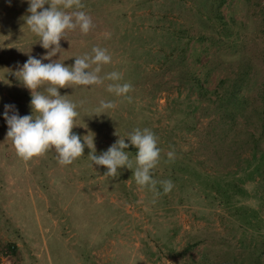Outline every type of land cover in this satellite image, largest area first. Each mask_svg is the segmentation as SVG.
I'll use <instances>...</instances> for the list:
<instances>
[{"label": "rangeland", "instance_id": "obj_1", "mask_svg": "<svg viewBox=\"0 0 264 264\" xmlns=\"http://www.w3.org/2000/svg\"><path fill=\"white\" fill-rule=\"evenodd\" d=\"M81 2L94 27L67 31L63 50L42 62L73 66L93 47L107 49L99 75L115 71L120 81L59 89L77 104L72 131L82 143L93 137L99 155L151 130L160 195L130 169L105 176L87 147L67 166L54 151L17 156L5 105L32 114L15 72L49 50L26 25L27 0H0V264H264V0L221 9L216 0ZM112 83L131 84V102L108 92ZM101 101L116 107L99 115ZM125 143L135 168L138 149Z\"/></svg>", "mask_w": 264, "mask_h": 264}, {"label": "clouds", "instance_id": "obj_2", "mask_svg": "<svg viewBox=\"0 0 264 264\" xmlns=\"http://www.w3.org/2000/svg\"><path fill=\"white\" fill-rule=\"evenodd\" d=\"M27 2L29 4L27 12L30 15L25 17L26 25L31 32L40 37L41 47L49 51L40 59L29 55L27 61L15 72L22 85L30 90L32 109L31 115L20 116L13 111V105H5L4 119L8 125L6 139L12 141L17 156L27 162L54 151L58 163L67 166L84 156V149L87 147L90 150L88 157L93 165L104 166L107 169L105 176L117 178L120 175L118 169H130L137 185L149 187L156 195H160L156 191L157 181L152 178V170L160 161L161 149L158 147V137L151 130L137 128L128 133L126 138L119 137L99 155L96 154L93 137H83L82 143V138L72 131L77 126L76 117L79 115L76 110L77 104L67 99L68 95H61L59 89L72 85H100L105 79L120 81L122 75L115 71L108 73L106 77L99 75L102 66L111 62L107 49L93 47V55L75 57L73 66H65L58 61L47 64L42 62L50 60L63 50L60 41L65 39L67 31L79 28L81 33L87 35L94 27L91 17L79 10L84 7L81 0H27ZM46 4L49 5L48 8H45ZM68 9L76 10L65 11ZM106 38L110 37L106 35ZM107 91L116 96H125L131 102V97L127 96L132 91V85L129 83L109 84ZM115 107L116 104L112 101H101L97 113L105 114L107 110ZM125 139L138 149L135 155V168L129 152L125 151L130 146L125 143ZM167 155L170 161L174 160V151H169ZM159 183L163 186L164 194H168L174 187L170 180Z\"/></svg>", "mask_w": 264, "mask_h": 264}, {"label": "trees", "instance_id": "obj_3", "mask_svg": "<svg viewBox=\"0 0 264 264\" xmlns=\"http://www.w3.org/2000/svg\"><path fill=\"white\" fill-rule=\"evenodd\" d=\"M216 1H217L216 6H217L219 9H221V8L226 4V0H216ZM206 21L208 22L209 20H206ZM177 34H178V33H176L175 36H177ZM179 38H180L179 40L182 42V38H183V37L179 36ZM205 40H207V37H205ZM258 167H259V164L256 165L254 169H256V168H258ZM253 175H254V174H251V176H253ZM255 175H256V174H255ZM251 176H250V177H251ZM234 185H235V184H234ZM238 186H239V185L236 184V186H234V188L239 192V191H241V190H240V189L238 190ZM230 188H233V184L230 185ZM230 203H231V202L229 201L228 204H230ZM15 249H16V247H15ZM256 261H257V259H256ZM257 262H258V261H257ZM258 264H259V263H258Z\"/></svg>", "mask_w": 264, "mask_h": 264}]
</instances>
